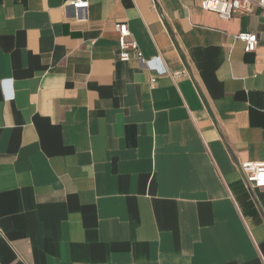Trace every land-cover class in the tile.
Listing matches in <instances>:
<instances>
[{
  "label": "crops",
  "instance_id": "crops-1",
  "mask_svg": "<svg viewBox=\"0 0 264 264\" xmlns=\"http://www.w3.org/2000/svg\"><path fill=\"white\" fill-rule=\"evenodd\" d=\"M72 1L0 0V264H264L260 9Z\"/></svg>",
  "mask_w": 264,
  "mask_h": 264
},
{
  "label": "built area",
  "instance_id": "built-area-1",
  "mask_svg": "<svg viewBox=\"0 0 264 264\" xmlns=\"http://www.w3.org/2000/svg\"><path fill=\"white\" fill-rule=\"evenodd\" d=\"M256 8L260 9L261 15L264 18V0H204L201 4L203 11L215 13L223 20H230L235 15L250 14ZM65 9L72 12V19L86 21L89 2L86 0L72 1L65 5ZM115 28L119 34L121 60L127 62L134 55L143 67L148 68L149 62L143 59L137 43L129 40L130 30L128 25L118 23ZM235 39L244 44L245 53H254L256 51L259 41L257 34L242 32L237 34ZM166 73H169L174 80L188 76L185 71L168 72L165 69L161 71V74ZM239 169L243 175L245 185L249 190L264 191V163L243 162L240 163Z\"/></svg>",
  "mask_w": 264,
  "mask_h": 264
}]
</instances>
